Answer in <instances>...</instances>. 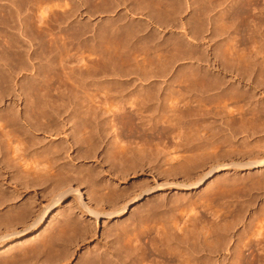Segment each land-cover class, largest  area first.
Listing matches in <instances>:
<instances>
[{
    "label": "bare ground",
    "instance_id": "1",
    "mask_svg": "<svg viewBox=\"0 0 264 264\" xmlns=\"http://www.w3.org/2000/svg\"><path fill=\"white\" fill-rule=\"evenodd\" d=\"M51 1H58L59 5L61 3V0H0V251L14 247L19 251L17 254L14 253L17 249L9 252L11 255L9 254L10 256L8 255L5 259L1 257L0 264L29 263L33 256H45L48 258L47 262L51 264L70 262L75 253L73 251L79 247L78 241L87 243V238L93 235L94 226L102 221L107 223L117 220L119 222L132 207L151 197L155 200L140 209L132 220L117 223L109 228L104 234L105 239L112 237L106 242L107 248L103 249L100 245L95 247L96 250L87 252L85 255L87 257L78 264H210L211 261L207 260L208 256L199 255L200 252L201 254L208 252L212 257L216 256L214 251H219L225 239L222 237L216 239L217 235L213 240L211 235L212 240L207 239L203 242V239L200 240L199 232L207 228L204 226L200 230L197 225L199 234L196 233L197 229H190L195 223L189 226L190 222L192 224L189 213L196 211L195 202L198 206V203L200 205L203 200L194 201L190 197L188 199L185 197L183 200L180 195L178 196L181 198L176 195V199L172 198L174 202L170 199L172 202L167 204L165 200L160 201L158 195L161 192L163 194L173 190L188 193L199 190L224 172L264 169V141L252 145L253 143L247 140L249 144L242 142L243 144L239 143L240 147L234 145L235 139L242 133L252 137L264 132V108H255L252 111H246L243 108L241 110L242 103H250L253 100L252 98L247 101L254 96V92L252 96L250 95L252 90L250 93L242 92L241 88L230 85L232 83L227 82L222 76V72L235 73V77L241 80L255 74L251 71L259 67V75H257L261 77L262 74V79L264 78V62L261 64L262 59H260V64L258 63L262 53L260 49L264 48V44L260 45L264 43L262 41L264 40V0H226L228 7L225 6L226 11L221 13L220 17L218 16L219 19L212 20L204 14L205 18L203 13H201L203 16L190 14L192 18L199 17L194 22L188 21L189 17L186 19L188 22L186 24L183 23L180 15H183V12L186 13V10L190 12L192 8L190 0H129L132 6L129 4L130 8L126 13L124 12L125 15L120 16L118 12L120 17H116L118 19L114 21L108 19L110 22L103 24L101 31L98 27L91 29L89 23L84 24L82 28L74 27L71 31L64 29L65 21H70L68 18L72 19L71 16L80 10H77L79 6L76 8L77 2L75 7L69 2L73 8L67 7L66 4L63 9L69 8V11L62 10L59 13L62 15L56 17L53 12L54 15L52 14L51 18L47 16L50 11L47 10L49 6H46L51 4ZM205 1L211 6L208 8H212V14L214 9L221 7V3L215 0ZM94 2L96 5L92 0L90 2V5L93 3L92 7L96 6L98 10H102L101 13L104 14L107 11L112 15L111 10H116L119 3L124 0H94ZM127 2L122 5H126ZM206 2H204L205 5ZM63 4L65 5V2ZM55 5L53 6L56 9L61 6L55 7ZM205 7L198 11H208ZM61 8L62 6L58 9ZM98 10H96L97 13ZM93 11L90 12L91 15L96 12L95 9ZM210 13L209 15H212ZM55 24L57 27L65 26L63 29L69 32L60 35L61 32L58 29L60 34L53 33ZM77 24L81 25L80 22ZM206 24L217 27V30L214 29L216 31H211L213 34L217 32L216 37L218 33L220 36L222 33L229 35L230 32L238 36L233 35V39L225 38L232 39L227 41L225 48L218 45L220 47L213 55L216 59L214 63L207 47L214 36L211 37L210 34L211 40L201 39L205 38L201 37V33H205L202 27ZM160 28L170 29L175 35L170 34L168 37H175L162 39L163 30L161 31ZM87 33L92 35L85 37V35L88 36ZM203 44H206V48ZM247 50L249 53L245 55ZM179 60H188L193 66L179 73L181 75L177 77V80L167 81L170 87L167 88L168 93H165V98H161V84H157L158 86L155 84L152 90L146 87L157 82L160 77L166 79L170 76L173 64L179 63ZM35 62L41 65L35 68ZM28 70L32 72V77L30 80L26 79L25 83L21 82L24 84L20 86L18 77ZM257 75H254L255 80ZM249 80L250 78L247 81ZM257 81L263 80L257 79ZM261 83L256 85L260 86ZM175 84L181 87L178 93L171 91L174 90ZM140 86L143 88L137 90ZM19 89L23 91V96L26 95L29 98H27L29 104L26 103L28 106L24 114L18 109V101L22 97ZM162 92H165V89ZM168 100L172 107L169 105L166 109L170 107L175 112H170L169 109L167 112L165 108V112H147L153 104L156 106L157 103L161 104V101L164 103ZM5 101H9L10 104L5 110H1ZM115 103L120 106L114 108ZM180 104L182 107L177 106ZM229 105H234L235 108L238 106V108L236 110L233 106L235 111H231L232 108ZM157 106L156 110L160 108ZM112 108L115 109L114 112H111ZM238 109L242 112L237 113ZM211 112H217L212 116L219 118V124L218 120L214 119V123L209 121L210 123L207 124L208 121H206V125L204 124L205 119L211 116ZM225 113L229 114L228 119L225 118L227 115ZM102 137L112 139L107 159L109 163L111 162V171L116 173L120 169L117 174L125 179L130 173L143 171L147 166L160 175V181L153 178L152 183L144 182L133 185L132 188L120 189L117 184L100 180L104 171H97L93 168L94 166H88L87 169L86 167L83 169L84 166L82 169L79 168V163L96 158L95 153L103 140ZM226 147L228 150H225ZM179 152L184 154L177 155ZM241 154L244 158L240 156ZM238 155L242 158L239 159ZM163 158H165L164 161H162ZM96 162L99 163V161ZM161 165H168V170L159 172L157 169H162ZM164 172L166 176L163 175ZM175 178L184 180L180 182ZM10 179L19 180L18 183H21L24 187L20 186L24 189L38 187L46 204H39L35 198H32L23 208L16 207L18 210L12 208L1 213L2 208L14 205L20 199L17 188L9 191L10 187L7 186L6 181ZM222 180V186L219 185L220 190L217 191L215 188L217 192L210 193L206 197L207 202L201 203L202 207L214 209L213 202L218 203L217 200L224 195L222 191L224 189L225 192L238 190L237 193L239 191L246 193L248 186L242 184L244 183L242 180V183L239 182L237 177ZM256 180L255 184L252 183L253 187L250 184L251 189H264V176ZM84 184L92 186L90 194H84L82 191ZM219 186H217L218 189ZM212 189L211 191H214ZM219 191H222V194L219 193L220 196ZM237 199L239 198H236L235 202H238ZM67 200H72V205L63 224L56 223V228H52V232L46 238L40 239L41 235L36 236V233L45 227L51 214L59 210ZM179 210L183 214L180 217L182 223L178 218ZM212 212L210 213L209 210V214L212 215H207L213 216V219L217 218L216 213L219 212ZM232 212H226L227 216L230 213L228 217L232 219L236 217L235 220L242 215L238 211L237 217V213L235 212L234 215ZM227 216L224 219L228 221ZM194 217L196 219L195 213ZM194 217L193 220H195ZM205 217L200 218L205 220ZM243 217L241 216L240 219ZM197 219L199 220L198 216ZM217 219L224 220L219 217ZM218 221L215 224L220 223ZM237 221L233 219L225 223L227 225H223V232L231 233V230L233 232L234 227L236 228L240 222L237 223ZM258 221H261V218ZM202 222L200 219V223ZM219 226L222 225L219 224ZM219 226L215 227L218 229ZM257 226L260 227L255 230L252 228L253 231L248 230L249 234L244 232L248 235L245 243L242 239L239 240V244L235 243L236 248L239 247L238 250L247 249L251 254V256L248 254L250 257L256 252L257 247H264L262 246L264 245V225ZM217 232L223 234L219 230L215 233ZM204 233L206 234V231ZM204 236L202 238H205ZM228 236L226 239H230ZM36 238L40 240L37 241ZM224 244L227 245V243ZM218 251H216L217 254ZM240 252L239 254L235 252L238 254V256L235 255L237 256L235 264H244V260L241 261L243 254ZM255 259L257 258H251L252 262H255ZM209 260L214 261L213 258Z\"/></svg>",
    "mask_w": 264,
    "mask_h": 264
},
{
    "label": "rangeland",
    "instance_id": "2",
    "mask_svg": "<svg viewBox=\"0 0 264 264\" xmlns=\"http://www.w3.org/2000/svg\"><path fill=\"white\" fill-rule=\"evenodd\" d=\"M68 0H61V3H60V5L62 6V8L59 10L58 8H60L61 6L55 1V2H53V1H51V4L53 3V5H55L54 3H56L57 5H59L60 7H58L57 9L56 8H54V6L53 5H51L50 3L48 4V5H46L47 7L49 6L50 7V9H51V7L53 6V9H54V11H53V9H48L47 7V10L48 11H50V12H48L47 10V16H49V17H51L52 18V14H53V12H54V14H56V15H54L55 17L56 16H61L62 14H59V13H61V11L63 10V11H66L67 12V10L69 11L70 9V7H72L73 8V6L75 5V3H76V8L79 6V8H77V10H79V11H76L77 13H75V15H76V17H75V15L73 14L71 17H72V19L71 18H68V20H70V21H65V26H66V28H64L65 26H60V27H57V25L52 29V31H53V33L55 32V34H60V32H61V34L60 35H64V34H66V33H68L69 31H67L68 29L71 31L72 29H74V27L76 28H82L83 27V25L85 24H87V23H89V27H91V29H93L92 27H94V28H96V27H98L99 28V31H101L102 30V27L104 26L103 24H105V23H108V22H110V21H108V19H112L111 21H114V20H116V19H118V18H116V17H120V16H122L123 14L125 15V13H126V11L127 10H129V8H130V5L132 6V4H130V1L129 0H124V2H127V1H129V2H127V4L126 5H122V4H125L124 2H120L119 3V7L118 8H116V10H114L115 11V14H114V11H112L111 10V12H113L112 13V15L108 12L107 13V11L106 12H104V14L103 13H101L102 12V10L100 11V9L98 10L97 8H96V6H94V7H92L93 6V3L96 5V3L94 2V0H92V2L93 3H91V5H90V2H91V0L90 1H87V0H73L74 1V3H73V1L71 0H69L68 1V3H66ZM86 1H87V3L89 2V4H87L86 3ZM180 1V0H179ZM182 1V0H181ZM202 1V0H201ZM208 1V0H207ZM65 2V5L63 4ZM71 3V5H73V6H70L69 4ZM119 2V1H118ZM196 2V3H195ZM197 2H199V3H197ZM204 2H206L205 0H203L202 2H200V0L198 1V0H190V6H192V8L190 9V12L188 11V10H186V13L185 12H183V15H180V17H182V21H183V23H188L187 22V20L186 19H188L189 17V19H188V21H197L196 19H197V17H199V16H197V17H191V15L192 16H195V14H201V13H203V15L204 14H206L207 15V18H208V16H209V19H212V20H214L213 18H215V20H217V19H219V17L221 16V13H223V12H225L226 10V8L228 7V2L227 3H225L226 2V0H215V2H217V3H221L222 5H223V7H222V5L220 4V8H219V6H218V8H217V6H216V8H217V10H215L214 9V7H213V9L216 11V12H214V10H213V14H212V8H208V7H211L210 5H207L208 4V2H206V5H205V3ZM214 2V4H216L217 5V3H215ZM73 3V4H72ZM98 3V2H97ZM193 3V4H192ZM203 3H204V5H203ZM225 3V4H224ZM66 4L68 5L67 7H69V8H66V9H63L64 8V6L66 7ZM84 4V5H83ZM121 4V5H120ZM130 4V5H129ZM197 4V5H196ZM198 4H200V5H198ZM57 5H55V7L57 6ZM193 5H196L195 7H193ZM74 6V7H75ZM84 6V7H83ZM120 6H122V7H120ZM128 6V7H127ZM200 6V7H199ZM206 6V7H205ZM225 6H227V7H225ZM198 7V8H197ZM205 7V9H207L208 8V11L207 10H201V12L200 11H198V10H200V9H203ZM95 9V11L96 10H98V13H101V14H98L97 13V11L94 13V14H92L91 15V13L92 12H94L93 10ZM121 8V9H120ZM118 9V10H117ZM194 9H196V10H194ZM122 10V11H121ZM125 10V11H124ZM184 10V11H185ZM194 10V11H193ZM210 10V11H209ZM100 11V12H99ZM117 11V12H116ZM121 11V12H120ZM196 11V13H194ZM197 11H198V13H197ZM202 11H204V12H202ZM222 11V12H221ZM91 12V13H90ZM118 12H119V15H118ZM125 12V13H124ZM193 12V13H192ZM210 14H212V15H209V13ZM58 13V14H57ZM63 13V12H62ZM74 13V12H73ZM90 13V14H89ZM121 13V14H120ZM185 13V14H184ZM208 13V14H207ZM103 14V15H102ZM110 14V15H109ZM191 14V15H190ZM214 14L216 15V16H214ZM80 15V16H79ZM89 15H91V16H89ZM94 15V16H93ZM107 15H109V17L107 16ZM117 15V16H116ZM202 14H201V16H203ZM206 15H204L203 17H205L206 18ZM220 15V16H219ZM73 16L76 18H73ZM219 16V17H218ZM55 17H53L54 19H55ZM89 17H92L91 19L89 18ZM112 17V18H111ZM114 17V18H113ZM91 22H90V21ZM103 20V21H102ZM88 21V22H87ZM104 21H106V22H104ZM68 22V23H67ZM80 22V24L81 25H78L77 23H79ZM82 22V23H81ZM101 22H103V23H101ZM72 23H74V24H72ZM90 23H92V24H90ZM64 24H62V25H64ZM100 24V25H99ZM70 25V26H69ZM72 25H73V27H72ZM84 25V26H85ZM88 25V24H87ZM94 25V26H93ZM98 25V26H97ZM129 25V24H128ZM68 26V27H67ZM205 26H207V27H205ZM205 26H203L202 27V29L204 28V32L205 33H201V37H205V38H201V39H208V40H211V38H210V34H211V37H213V41L214 40H216V41H214V42H212V40L210 41V43L208 44L209 46H207L208 47V51H209V53H210V55L212 56V62L214 63V61H216V59H215V57L213 56L214 54H215V50L216 49H218L220 46H218V45H221V46H223L224 48H225V44L227 43V41H231L233 38H234V36H235V34H234V32H230V33H228L229 35H227V33H225V34H220V36H219V33H218V35H217V37L219 36V40L217 39V37H216V33L214 32V34H213V32H211V31H216L217 30V27L215 26V28H216V30H214L215 28H214V26H212V25H209V24H206ZM213 27V28H212ZM67 29V30H64V29ZM71 28V29H70ZM101 28V29H100ZM58 29L60 30V32L58 31ZM175 29H177V27L175 28ZM207 29V30H206ZM212 29V30H211ZM64 31V33H62L63 31ZM160 30L162 31L163 30V34L161 33V35H162V39H165V40H167V37L168 36H170V34H171V36H173V35H175V33L174 34H172V31L170 30V29H161L160 28ZM218 30H219V28H218ZM98 30H97V32H99ZM220 31V30H219ZM218 31V32H219ZM58 32V33H57ZM232 33V34H231ZM88 34V33H87ZM89 35H92V34H88V36H86L85 35V37H89ZM203 35V36H202ZM213 35V36H212ZM226 35V37H224ZM234 35V36H233ZM221 36H223V37H221ZM230 36H233V37H230ZM237 36V35H236ZM235 36V37H236ZM175 37V36H174ZM174 37H168V38H174ZM221 37V38H220ZM238 37V36H237ZM225 38H232L231 40L229 39V40H226ZM225 39V40H224ZM264 39V38H263ZM207 40V41H208ZM258 40H259V38H258ZM262 41H264V40H262ZM212 43V44H211ZM207 44V43H206ZM206 44H203L204 46H205V48H206ZM262 44H264L263 42L260 44V45H262ZM259 45V46H260ZM258 46V45H257ZM258 46V47H259ZM204 48V47H203ZM204 48V49H205ZM242 50H243V47L241 48ZM214 50V51H213ZM261 51H262V53H261V55L259 56V59H258V63L260 64V62H261V64L264 62L263 61V58H264V48H262V49H260ZM244 51V50H243ZM214 52V53H213ZM249 53V50H247L246 51V53H244L245 55H248V53ZM212 53V54H211ZM261 57V58H260ZM260 59H262L260 62H259V60ZM180 61V60H179ZM186 61H188V60H182V61H180L179 63L178 62H175L173 65H174V67L173 68H171L172 70V73L170 74V76H168V77H166V79L164 78V77H160V79H158L157 80V82H153V84H150V86H146L147 88L148 87H150L151 88V90L153 89L152 88V86H154L155 84L157 85H160L161 86V98H165V93L167 92L168 93V89L167 88H169L170 87V85H167V81H170V82H172V81H174V80H177V77L179 76L180 77V75H179V73H181L183 70H185L186 68H188V67H192L193 65H190L191 64V62L190 61H188V62H186ZM186 62V63H185ZM36 63V62H35ZM39 63V62H38ZM178 63V64H177ZM189 65V66H187V65ZM219 66L221 65V63L219 64V63H217ZM34 65H36L35 66V68H37L38 67V65L40 66L41 64H34ZM217 65V68L219 67ZM186 66V67H185ZM258 67V66H257ZM184 68V69H183ZM259 68V67H258ZM258 68H256L254 71H251V72H253V73H255L256 75L258 74L259 75V69ZM30 71H32L31 69H29ZM28 70V71H29ZM181 70V71H180ZM28 71H25L24 73H21L20 74V79H21V81H20V79H19V77H18V84L21 86V84H24L25 83V81H26V79H28L29 78V80L31 79V75H32V72H28ZM28 72V74L26 75V73ZM260 72H261V70H260ZM25 76H24V75ZM29 74H30V76H29ZM251 74V73H250ZM255 74H252V75H250V77L249 76H246L244 79H239V78H237V77H235V73H227L226 74V72H222V76L223 77H225V80L228 82L229 81V83H232V84H230V85H232V86H237L242 92H251V90H252V92L250 93V95L252 96V94H253V92H254V96H252L249 100H247V101H250L252 98H253V100H251V102L249 103V102H247V103H242L243 104V107H242V104L240 105L241 106V110H242V108L243 109H246V111H252V110H254L255 108L256 109H259L260 107H262V108H264V86L262 85V84H264V78L262 79V74H261V77L260 76H255L256 77V80H255V78H254V75ZM27 76H29V77H27ZM25 78V80L23 79V78ZM178 77V78H179ZM227 77V78H226ZM235 77V78H234ZM261 79H260V78ZM263 77H264V74H263ZM234 78V79H233ZM248 78H250V80L249 81H247L248 80ZM229 79V80H228ZM230 79H231V81H230ZM257 79L258 80H263V81H257ZM165 82H164V81ZM238 81V82H237ZM244 81V82H243ZM247 81V82H246ZM255 81H257V83L255 82ZM21 82H24V83H21ZM164 82V83H163ZM243 82V83H242ZM257 84V85H259L261 82V85L260 86H257L255 83ZM163 83V84H162ZM170 84V83H169ZM237 84V85H236ZM157 85V86H158ZM239 85V86H238ZM254 85H256L255 87H254ZM168 86V87H167ZM175 86H177V87H175ZM244 86V87H243ZM142 86H140L137 90H139V89H142L141 88ZM174 88V90H171L172 92L174 91L175 93L177 92H179L181 89V87H180V85H174L173 86ZM249 87V88H248ZM259 87V88H258ZM146 88V89H147ZM175 88H176V90H175ZM178 88V89H177ZM244 88H246V89H244ZM256 88V89H255ZM163 89H165V92H162L163 91ZM180 89V90H179ZM253 89H255L254 91H253ZM21 89H19V94H21L22 95V97H21V100H23V99H25V100H23V101H18V104H19V110H20V112H23V114H24V110H26L25 108H27V106H28V104H29V101H28V97L26 96V95H24L23 96V94H22V90L20 91ZM150 90V89H149ZM163 93V94H162ZM165 95V96H164ZM256 96V97H255ZM255 97V98H254ZM28 98V99H27ZM132 99H134V98H132ZM163 100V99H162ZM25 101V102H24ZM169 101L170 100H168L167 102H168V104H166L167 102H162L161 101V104H160V102H159V104L157 103V105L160 107V108H158V106H157V108L159 109H157L156 110V106L153 104V106H155V108L153 107V106H150L149 108H148V110H147V112H165V110H164V108L166 109L169 105H171V103H169ZM28 102V104H26ZM118 102V101H117ZM172 102V101H171ZM186 102V101H185ZM163 103V104H162ZM9 104H10V102L9 101H5L4 103H3V108L1 109V110H5L8 106H9ZM117 104V105H116ZM181 104L182 105H184L183 104V102H181ZM177 105L178 107H182V105ZM245 104V105H244ZM116 105V106H115ZM165 105V106H164ZM167 105V106H166ZM21 106V107H20ZM120 105H118V103H115L114 104V108L116 107H119ZM233 106L234 105H229V107L230 108H232L231 109V111H235V109L237 110V108H238V106H236V108H235V106H234V108H233ZM240 106H239V108H240ZM245 106V107H244ZM247 106V107H246ZM153 107V108H152ZM170 107H172V105L170 106ZM168 108L169 110H170V112H175L174 110H172V108ZM151 108H152V111H151ZM163 108V109H162ZM250 109V110H248V109ZM127 109L129 110V108L127 107ZM154 109V110H153ZM168 109H166V110H168ZM234 109V110H233ZM169 110L167 111V112H169ZM241 110H239L238 109V111H237V113L238 112H242ZM115 111V109H113L112 108V110H111V112H114ZM229 111H230V109H229ZM243 111H245V110H243ZM26 112V111H25ZM63 112V111H62ZM177 112V111H176ZM217 112H215V113H212L211 112V116H212V114L214 115V114H216ZM235 114H237L236 112H234ZM222 114H224V112L222 113ZM225 114H227V113H225ZM211 116H209V117H207V119H205V122H204V124L206 123V121H208L207 122V124H209L210 122L212 123L214 120H218L216 117L215 118H213V116L211 117ZM212 119H211V118ZM228 117H229V114H227L226 115V117L225 118H227L228 119ZM210 119V120H209ZM214 119V120H213ZM226 119V120H227ZM210 121V122H209ZM220 120H218L217 121V123L219 124L220 122H219ZM214 123V122H213ZM216 123V122H215ZM206 125V124H205ZM225 127V129H226V126L225 125H223V128ZM227 132H229V131H227ZM264 133V132H263ZM261 134V133H259V134H261V135H259V134H257V135H255V136H250V135H246L245 133V135H246V137H248V138H246L245 137V135H243V133H242V135L241 136H239L238 135V137L235 139V146H241V144H245V142H247L248 143V141L252 144V145H254V144H256L257 142H259V143H263V141H264V134ZM260 137V138H259ZM254 138V139H253ZM102 139L103 140H101V143H100V146H99V149L97 150V152L95 153V159H96V161H99V163L98 162H96L95 161V159L93 158V159H91V160H85V162L84 163H79L78 165V167L79 168H81L82 169V167H83V169H85V167H86V169L88 168V166L89 167H93L94 169H96L97 171H101V172H103L102 174H101V181H104V180H106V181H110V183L112 182L114 185L115 184H117L118 186H120L119 188L121 189H123L124 187H127V188H132V186L133 185H137V184H139V183H144V182H150V183H152L153 182V178H156L157 180H159L160 181V175H158L157 174V172H155V170H151V169H149V167H145V169H143V171H138L137 173H130L129 174V177L128 176H126L125 177V179H123L122 177H120V176H122V175H120V174H117V172L120 170H118V171H116V173L115 172H113V171H111V162L109 163L108 162V149H109V144H110V142H111V140L112 139H109L108 137H106V138H103L102 137ZM242 139H245L244 141L242 140ZM248 140V141H247ZM243 142V143H242ZM239 143H241V144H239ZM236 144H238V145H236ZM249 144V143H248ZM250 144V145H251ZM251 145V146H252ZM224 148V147H223ZM227 148V147H226ZM225 148V150H228V148L226 149ZM83 149H85V147L83 148ZM245 150V149H244ZM258 150V149H257ZM259 151V150H258ZM257 151V152H258ZM76 153H77V151H76ZM75 153V154H76ZM69 154L71 155V153L69 152ZM184 153H182V152H179L177 155H183ZM220 155V154H219ZM243 154H241L240 156H242ZM239 156V155H238ZM240 156H239V159H241L240 158ZM244 158V157H243ZM246 158V157H245ZM164 159L165 158H163V160L162 161H164ZM238 159V158H237ZM220 161L222 160V159H219ZM99 164V165H98ZM102 164V165H101ZM161 167H162V169H157V170H159V172H163V171H167L168 169L167 168H169V166L168 165H166V166H162L161 165ZM163 167L165 168L164 170H163ZM151 170V171H150ZM106 171V172H105ZM234 172H231V171H229V172H224L222 175L220 174V176L218 175L216 178H214V179H216V180H212L211 182H209L207 185H205L204 187H202L201 189H199V190H196V191H189V193L188 192H176L175 190H173V191H169V192H163V194H162V192L161 193H159V195H158V199L161 201V200H165L166 201V203L168 204L171 200H172V198L173 199H176L177 198V196L178 195H180L181 197H182V199L184 200L185 199V197H186V199H188L189 197H190V199H193L194 201L196 200V201H199V199H200V201L201 200H203V202L201 201H199L200 202V205H199V203H198V206H197V203L195 202V207H196V211H194V213H195V216H196V219H197V216H198V218H199V220L197 219H195V217H194V213H189V215H190V217L192 218V224H191V222H190V227H191V225H193L194 223H195V225L197 226H199L200 227V230H202L203 228H204V226L207 228L206 230H205V228L202 230V231H206V234H208V236L204 233V232H199V227L197 226V228H195L196 226L194 225V226H192L193 228H190V229H197V234H199V233H201V236H200V240L201 239H203L204 241L203 242H206L207 241V239H209V241L210 240H212L211 239V235H212V238H213V240H215L214 238L216 237V239L217 238H224L225 239V242L224 243H227V245L229 246H227L226 244H224V243H222V247L219 245V247H221L220 249H219V251L218 250H216V251H218V254H217V252L216 251H214L215 252V255L216 256H214L213 255V257H212V255H210L208 252V254L206 253V252H204V253H202L201 254V252H200V254L199 255H206V257L207 258H209V259H212L213 258V260L215 261H212V260H209V259H207L208 261H211V262H209L210 264L212 263V264H235V262H236V257L238 256V254H239V252L241 251L240 249V251L238 250V248L239 247H237L236 248V246H235V243L236 244H239V240H241L242 239V242H244L245 243V241H246V237L248 236V235H245V234H249L248 232H250L251 230L253 231V229L255 230V229H257V228H259L260 226H257V225H261V226H263L264 224V218H263V216H264V189H262V190H257V189H254V188H252L251 189V186H250V184H252L253 182H254V184L257 182V180L255 181V179H258V180H260V179H262L263 178V176H264V169H260V171L259 170H253V171H243V172H235L234 174H233ZM136 174V175H135ZM166 174V172H164L163 173V175H165ZM236 174H238V175H236ZM107 175H109V176H107ZM263 175V176H262ZM166 176V175H165ZM237 177V179L239 180V182H241V180L244 182V183H242V184H245L246 186H248V188H250V190L247 188V190L245 191L246 193H243V192H241L240 193V191H239V193H237V191L238 190H234V191H231V192H229V191H224V190H222L223 191V194L224 195H221V199H219V200H217L218 201V203H219V201L221 200V203H217L216 201L215 202H213V205H215V206H213L212 208H217V209H209L208 207H202L201 205H203L204 204V202H207L206 201V197L207 196H209L210 195V193L211 194H213V193H215V191H216V189H217V191L218 190H220V186H222L221 185V182L223 181L222 179H227V178H234V177ZM128 177V178H127ZM249 177H250V180H248L249 179ZM241 178V179H240ZM121 179V180H120ZM150 179V180H149ZM254 179V180H253ZM11 180V181H10ZM10 180H7L6 182H7V186H9L10 188H9V191H12L13 189H15V188H17V191L20 193V199L17 201V203L16 204H14V205H11V206H6V207H4V208H2L1 209V213L3 212V213H5V212H7V210L8 209H12V208H15L16 210H18V208L20 209V208H23L24 207V205L27 203V202H29V200L30 199H32V198H35L37 201H38V203L40 204V203H42V204H46L45 202H46V200L45 199H43V194H40L41 193V191L39 190V188L37 187H35L34 189L32 188H27V189H24L23 187V185L21 184V183H18L19 182V180H17V182H15L16 180L15 179H10ZM14 182H13V181ZM124 180V181H123ZM175 180H177V181H183L184 179L183 178H179V179H176L175 178ZM218 180H220V182L218 181ZM253 180V181H252ZM215 181V182H214ZM251 181V182H250ZM9 182V183H8ZM217 182V183H216ZM217 185V186H219V189H218V187L215 185V184ZM11 184V185H10ZM248 184V185H247ZM20 185H22V186H20ZM214 186V187H213ZM254 185L252 184V187H253ZM213 189H212V188ZM216 188V189H215ZM90 189V190H89ZM92 186L90 187L89 185H87V184H84L83 186H82V191H84V194H87V193H91L92 192ZM211 189L212 190H214V191H211ZM254 190V191H253ZM216 191V192H217ZM221 191V192H222ZM251 191V192H250ZM40 192V193H39ZM207 192H208V195H207ZM213 192V193H212ZM220 191L218 192V195H219V193L220 194H222ZM230 194H232V195H230ZM179 193V194H178ZM182 193H184L185 194V196H184V194H182ZM225 193H226V195H225ZM235 193V194H234ZM251 193V194H250ZM217 194V193H216ZM228 194H229V196H228ZM238 194V195H237ZM239 194H240V196H239ZM244 194V195H243ZM246 194V195H245ZM163 195V196H162ZM177 195V196H176ZM184 197H183V196ZM205 195V196H204ZM234 195H235V197H234ZM241 195H243L242 197H241ZM248 195V196H247ZM86 196H88V195H86ZM180 196H178L179 198H181ZM220 196V195H219ZM224 196H226V197H224ZM230 196H233V198H234V201H232L233 200V198H230ZM247 196V197H246ZM162 199H161V198ZM166 197V198H165ZM175 197V198H174ZM222 197H224L223 198V200H222ZM241 197V198H240ZM88 198V197H87ZM202 198V199H201ZM203 198H205V199H203ZM228 198V200H226ZM236 198H239V199H237V201L238 202H235L236 200ZM247 198V199H246ZM251 198V199H250ZM171 199V200H170ZM155 200V198L154 197H151V198H146L145 200H143V201H141L139 204H136L134 207H132L131 208V210L127 213V214H125V217H123V218H121L120 219V221L119 222H117V220H114V221H108L107 223H106V221H102L99 225H97V226H94V228H93V230H94V232H93V235H91V237L89 236L87 239V243H81L80 241H78V245H79V247H77V249L76 250H74L73 252H75V253H73V256H72V258H71V260H70V262H67V261H62V262H60V264H78L79 262H81V260H83L85 257H87V256H85V255H87V252H89V251H91V250H96V248L95 247H99V245L101 246V247H103V249L107 246L106 244V242H108V241H110L111 239H112V237L109 239V238H106L105 239V237L106 236H104V234L109 230V228L110 227H114L117 223H122L123 221L124 222H126V221H129V220H132L137 214L136 213H138V211L140 210V209H142L143 207H146V205H148L151 201L153 202ZM168 200V201H167ZM205 200V201H204ZM241 200H242V202H243V204H242V202H241ZM173 201V200H172ZM171 201V202H172ZM223 201V202H222ZM224 201H225V203H224ZM174 202V201H173ZM201 203H203V204H201ZM214 203H217V204H214ZM228 203V204H227ZM229 203H230V205H229ZM18 204V205H17ZM208 204V203H207ZM206 204V205H207ZM222 204V205H221ZM242 204V205H241ZM251 206H249V205ZM17 205V206H16ZM70 205H72V200H67L64 204H63V206L59 209V210H56L55 212H53V214H51V216H50V218L48 219V221H47V224L45 225V227L44 228H42L39 232H37L36 233V236H39V235H41L40 236V239H43V238H46L51 232H52V230L53 229H55L56 228V226L57 225H55L56 223L58 224V223H62L63 224V222H64V220H66V217L68 216V213H69V209L71 208V206ZM232 205V206H231ZM234 205V206H233ZM239 205H240V208L241 209H243V210H241L240 208H239ZM244 205V206H243ZM248 205V206H247ZM22 206V207H21ZM168 206H171V205H168ZM231 206V207H230ZM16 207H18V208H16ZM200 207H201V209H202V211H201V209H200ZM226 207H229V208H226ZM238 207V208H237ZM206 208H208V209H206ZM233 208V209H232ZM235 208H237V209H235ZM205 209V210H204ZM219 209V210H218ZM222 209H223V211H222ZM246 209V210H245ZM263 209V210H262ZM181 210V213H182V209H180ZM180 210H179V212H177V213H180ZM209 210H210V213L212 212V211H217V212H219V213H216L218 216H217V218L219 217V218H225V216H227V213L226 212H229V211H231L232 212V210H233V214L235 215V212L237 213L238 211H239V213L240 214H242L241 216L243 217V218H241L240 219V217L241 216H239V218L238 219H240L239 221H237V220H235V218H233L234 219V221H237V223L239 224H237L236 225V228L234 227V231L232 232V230H231V233H230V231H229V233H225V231L223 232V230H224V226L225 225H227V224H225V223H228V221H231V220H233L232 218H229L228 216L229 215H231L230 213H229V215L227 216L229 219H231V220H229L228 219V221H227V219H224L222 222L220 221V219H217L216 217H214V219H213V216L211 217V216H209V215H212V214H214L213 212H212V214H209ZM225 210V211H224ZM238 210V211H237ZM240 210H241V212H240ZM206 211V212H205ZM220 211H222V212H220ZM244 211V212H243ZM263 211V212H262ZM198 212V213H197ZM180 213V214H181ZM226 213V214H225ZM178 214L179 216H178V218H179V221H180V217L183 215V214ZM184 214H186V213H184ZM199 214H200V217L202 216L203 218L207 215V214H209V215H207L206 217H205V220L203 219V218H200L199 217ZM219 214H220V216H219ZM225 216H224V215ZM56 215V216H55ZM191 215H193V217H194V219L195 220H193V217L191 216ZM205 215V216H204ZM223 217H222V216ZM237 215V217H238V213L236 214ZM258 215H260V216H258ZM261 215H262V217H261ZM64 217V218H63ZM210 217H211V219H210ZM208 218V219H207ZM256 218V219H255ZM258 218V219H257ZM261 218V221H258L259 219ZM200 219H201V221H203V222H205V223H200ZM216 219V220H215ZM243 219V220H242ZM214 220V221H213ZM217 220H219L218 222H220V223H217V224H215V222H217ZM257 220V221H256ZM181 221H182V218H181ZM180 221V222H181ZM194 221V222H193ZM208 221V222H207ZM214 223H213V222ZM198 222V223H197ZM212 223V224H210V223ZM224 222V223H223ZM253 222H254V224L256 223V225H254L253 224ZM261 222V224H259ZM182 223V222H181ZM222 223V224H221ZM200 224H202V226H200ZM208 224V225H207ZM219 224L220 225H222V226H219ZM207 225V226H206ZM219 226V228L221 229V227H223V229H217V227H211V226ZM224 225V226H223ZM252 225V226H251ZM247 226L249 227V228H247ZM250 226H251V229H250ZM255 226V227H254ZM211 227V228H210ZM53 228V229H52ZM214 230H213V229ZM216 228V229H215ZM253 228V229H252ZM52 229V230H51ZM210 229H211V232H209L208 233V231H210ZM247 229V230H246ZM208 230V231H207ZM217 230H219L221 233L223 232V234H219V232H217V233H215ZM240 230V231H239ZM248 230H250V231H248ZM212 231H213V233H212ZM215 231V232H214ZM199 232V233H198ZM244 232H245V234H244ZM202 233H203V235H202ZM209 234H210V237H209ZM225 234H227V236L230 238V239H226L227 238V236L225 235ZM95 235V236H94ZM204 235H206V236H204ZM225 235V236H224ZM242 237H241V236ZM35 236V237H36ZM94 236V237H93ZM205 237V238H202V237ZM93 237V238H92ZM245 237V238H244ZM240 238V239H239ZM39 239V238H38ZM37 238H36V240L37 241H39ZM206 239V240H205ZM224 239H222V240H224ZM35 240V241H36ZM228 240V241H227ZM244 240V241H243ZM99 241V242H98ZM227 241V242H226ZM200 242H202V241H200ZM202 242V243H203ZM105 243V244H104ZM25 243H23V245H24ZM27 244V243H26ZM230 244V245H229ZM22 245V246H23ZM97 245V246H96ZM224 245V246H223ZM19 246H21V245H19ZM21 246V247H22ZM25 246V245H24ZM262 246H264V245H262ZM18 247V246H17ZM95 248V249H94ZM107 248V247H106ZM227 248V250H224V249H226ZM243 248V247H242ZM259 248H260V250H259ZM263 248V249H262ZM261 248V246L260 247H257L255 250H256V255H255V253L253 254L252 253V250H251V253H252V257H250L251 256V254H250V252H248L247 251V249H244V250H242L240 253L241 254H243V257H242V259H241V261H243V263L244 264H246V261H247V264H254L255 262L257 263V264H264V247H262ZM17 249V250H16ZM103 249H101V251H103ZM234 249H237V250H235L234 251ZM258 249V250H257ZM262 249V250H261ZM16 250V251H15ZM28 250V249H27ZM11 251H15L14 253L15 254H17L19 251H18V248H16V247H14V248H12V249H9V250H2V251H0V259H2L1 257H3V259H5L10 253L9 252H11ZM18 251V252H17ZM24 251H26V250H24ZM226 251V252H225ZM238 252V254H237V256H235L236 254H235V252ZM244 251V253H242ZM258 251H260V252H258ZM263 251V252H262ZM262 252V253H261ZM13 253V252H12ZM247 253V254H246ZM258 253V254H257ZM214 254V253H213ZM248 254H250V256L248 255ZM11 255V254H10ZM9 255V256H10ZM13 255V254H12ZM219 255V256H218ZM245 255V256H244ZM253 255H254V257H253ZM258 255V256H257ZM262 255V256H261ZM261 256V257H260ZM35 256H33V259H31L30 260V262L29 263H24V264H38L39 262L41 263V264H51V263H49V262H47V257H45V256H42V257H35ZM44 257V258H43ZM244 257H245V259H244ZM248 259H247V258ZM249 257H250V260H249ZM257 258V259H255V262H252L253 260H251V258ZM258 257H260L259 258V260H258ZM9 258V257H8ZM235 258V259H234ZM35 259V260H34ZM44 259V260H43ZM247 259V260H246ZM38 260V261H37ZM158 260V259H157ZM235 260V261H234ZM246 260V261H245ZM257 260H258V262H257ZM42 261V262H41ZM46 261V262H45ZM234 261V262H233ZM250 263H249V262ZM260 261V262H259ZM263 263H262V262ZM39 263V264H40ZM255 263V264H256Z\"/></svg>",
    "mask_w": 264,
    "mask_h": 264
}]
</instances>
